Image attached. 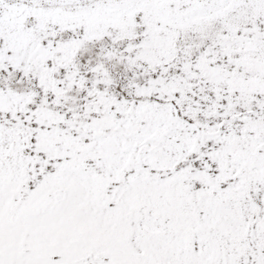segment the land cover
Listing matches in <instances>:
<instances>
[{
  "label": "snow or ice",
  "instance_id": "obj_1",
  "mask_svg": "<svg viewBox=\"0 0 264 264\" xmlns=\"http://www.w3.org/2000/svg\"><path fill=\"white\" fill-rule=\"evenodd\" d=\"M0 264H264V0H0Z\"/></svg>",
  "mask_w": 264,
  "mask_h": 264
}]
</instances>
